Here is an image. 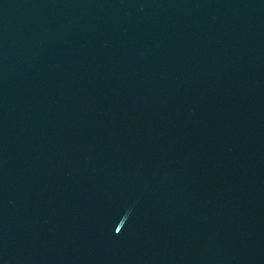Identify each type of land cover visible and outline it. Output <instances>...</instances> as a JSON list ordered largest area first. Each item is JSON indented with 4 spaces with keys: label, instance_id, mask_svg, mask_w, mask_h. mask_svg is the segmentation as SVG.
<instances>
[{
    "label": "water",
    "instance_id": "95a60500",
    "mask_svg": "<svg viewBox=\"0 0 264 264\" xmlns=\"http://www.w3.org/2000/svg\"><path fill=\"white\" fill-rule=\"evenodd\" d=\"M79 0H0V85Z\"/></svg>",
    "mask_w": 264,
    "mask_h": 264
}]
</instances>
